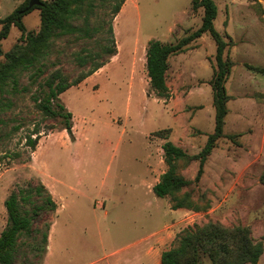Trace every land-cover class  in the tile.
<instances>
[{"label":"rangeland","instance_id":"374dc122","mask_svg":"<svg viewBox=\"0 0 264 264\" xmlns=\"http://www.w3.org/2000/svg\"><path fill=\"white\" fill-rule=\"evenodd\" d=\"M25 1L0 0V18ZM190 1H124L113 20L117 53L59 95L71 113L70 132L34 107L35 84L30 73L21 77L29 91L14 97L0 127V232L7 220L4 200L12 190L42 183L56 209L33 221V228L50 224L43 255L30 247L40 237L33 230L21 236L15 264H159L161 252L182 229L209 220L248 227L252 240L263 246L256 264H264V74L249 68H264V0H213L214 27L231 40L224 54L233 65L225 82L223 136L198 184L183 189L202 209H171L169 196L152 191L166 170L165 140L156 131L169 128V140L195 154L214 128L209 80L215 43L208 33L169 58V98L151 89L145 68L150 39L175 43L200 25L202 9L193 12ZM22 22L26 31H37L39 9L24 14ZM20 33L11 26L1 40L3 53ZM83 45L59 40L49 70L75 77L80 69L70 53ZM172 69H178L176 78ZM16 124L20 128L11 130ZM35 128L40 136L32 151L26 136ZM179 165L180 173L193 179L199 162ZM202 264L209 263L203 258Z\"/></svg>","mask_w":264,"mask_h":264},{"label":"trees","instance_id":"16d2710c","mask_svg":"<svg viewBox=\"0 0 264 264\" xmlns=\"http://www.w3.org/2000/svg\"><path fill=\"white\" fill-rule=\"evenodd\" d=\"M28 8L29 0L17 6L11 13L0 18V45L11 26L20 30L19 40L6 52L0 46V127L5 120L2 115L15 105L17 94L29 91L28 85H21V77L30 73L29 78L35 88L30 94L34 107L44 116L58 119L61 127L71 131V113L59 99V95L73 85H78L85 78L105 65L117 53L113 33V20L121 10L125 0H39ZM257 2L256 0H249ZM39 9V28L26 31L22 16L31 9ZM193 12L202 9L201 23L177 42H163L150 39L145 53V68L151 89L158 97L169 98L166 83V71L169 58L181 53L189 43L208 33L215 43L214 62L211 64L212 76L209 84L212 90L214 107V128L207 134L203 147L195 154H188L180 146L169 140V128L157 132L164 139L161 147L166 164L156 183L153 193L158 197L169 196L171 209L187 208L198 211L201 206L183 189L197 185L203 173V166L216 141L223 136L227 100L225 82L233 62L225 56L231 40L226 41L215 29L214 20L217 7L213 0H191ZM59 40H65L70 46L83 42L84 45L70 53L80 71L70 77L59 68L49 70L52 55L59 51ZM87 44V46H85ZM264 74V68L249 66ZM47 73L46 75H44ZM18 124L11 130H18ZM33 135H35L33 137ZM40 130L33 129L26 136V146L35 149ZM1 140V136H0ZM198 160L199 165L193 179L180 173L181 161ZM264 183V171L260 176ZM46 193L42 201L36 196ZM7 213L5 227L0 232V264H15L21 236H29L32 231L40 233L39 239L30 244L32 250L41 257L45 251L50 224L43 228H33L43 211L56 209V202L42 183L28 184L12 190L4 200ZM263 252L261 242H254L250 229L246 226H226L218 221H207L182 229L176 236L174 244L161 252L159 264H202L205 258L209 264H256Z\"/></svg>","mask_w":264,"mask_h":264},{"label":"crops","instance_id":"0c3cea01","mask_svg":"<svg viewBox=\"0 0 264 264\" xmlns=\"http://www.w3.org/2000/svg\"><path fill=\"white\" fill-rule=\"evenodd\" d=\"M169 69V68H168ZM168 69H167V71H166V76H167V74H169L170 75V73H168ZM177 70V71H176ZM177 74H178V69H172V71H171V75H172V77L173 78H176L177 77Z\"/></svg>","mask_w":264,"mask_h":264},{"label":"water","instance_id":"95a60500","mask_svg":"<svg viewBox=\"0 0 264 264\" xmlns=\"http://www.w3.org/2000/svg\"><path fill=\"white\" fill-rule=\"evenodd\" d=\"M35 4H40V1L39 0H29V3H28L27 7L31 8Z\"/></svg>","mask_w":264,"mask_h":264}]
</instances>
